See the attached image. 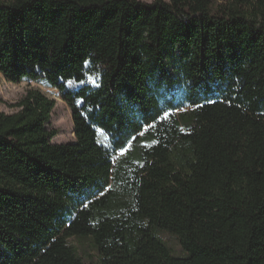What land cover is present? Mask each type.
<instances>
[{"label":"trees","instance_id":"obj_1","mask_svg":"<svg viewBox=\"0 0 264 264\" xmlns=\"http://www.w3.org/2000/svg\"><path fill=\"white\" fill-rule=\"evenodd\" d=\"M0 74L75 134L0 112V264H264V0H0Z\"/></svg>","mask_w":264,"mask_h":264},{"label":"rangeland","instance_id":"obj_2","mask_svg":"<svg viewBox=\"0 0 264 264\" xmlns=\"http://www.w3.org/2000/svg\"><path fill=\"white\" fill-rule=\"evenodd\" d=\"M145 3H152L155 0H140ZM169 2L170 0H164ZM30 90L40 91L47 98L54 100L56 103L55 109L52 113V118L49 124V130H56L57 135L53 139L55 144H66L75 140L74 124L72 113L69 106L62 100L58 90L52 88L45 81H32L24 79L20 83L14 84L7 81L0 74V112L5 114H13L18 112L17 108H13L17 102L23 99ZM76 246L82 256L88 261H96L97 253L92 248L88 241H78L73 239L70 241ZM174 248L178 250L175 244Z\"/></svg>","mask_w":264,"mask_h":264}]
</instances>
